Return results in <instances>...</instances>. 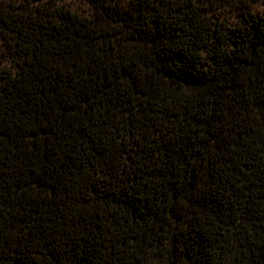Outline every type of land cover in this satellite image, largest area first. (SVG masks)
<instances>
[{
  "label": "trees",
  "instance_id": "obj_1",
  "mask_svg": "<svg viewBox=\"0 0 264 264\" xmlns=\"http://www.w3.org/2000/svg\"><path fill=\"white\" fill-rule=\"evenodd\" d=\"M0 0V264H264V9Z\"/></svg>",
  "mask_w": 264,
  "mask_h": 264
},
{
  "label": "rangeland",
  "instance_id": "obj_2",
  "mask_svg": "<svg viewBox=\"0 0 264 264\" xmlns=\"http://www.w3.org/2000/svg\"><path fill=\"white\" fill-rule=\"evenodd\" d=\"M64 4L68 5L72 9L87 14L91 11V6L88 2V0H63ZM254 6L259 11L264 9V0H255Z\"/></svg>",
  "mask_w": 264,
  "mask_h": 264
}]
</instances>
